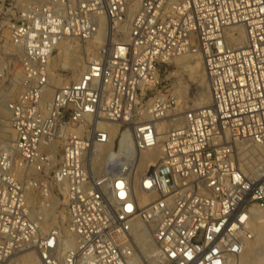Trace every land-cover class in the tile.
Masks as SVG:
<instances>
[{"label":"built area","instance_id":"obj_1","mask_svg":"<svg viewBox=\"0 0 264 264\" xmlns=\"http://www.w3.org/2000/svg\"><path fill=\"white\" fill-rule=\"evenodd\" d=\"M76 40L87 68L54 85ZM193 46L210 100L185 107L159 70ZM0 102V263L240 264L264 210V0H0Z\"/></svg>","mask_w":264,"mask_h":264},{"label":"rangeland","instance_id":"obj_2","mask_svg":"<svg viewBox=\"0 0 264 264\" xmlns=\"http://www.w3.org/2000/svg\"><path fill=\"white\" fill-rule=\"evenodd\" d=\"M80 43L82 44V52H78V59L75 62L76 67L60 63L58 61L59 51L51 58L52 67L56 70L55 72L59 73L53 80L54 85L58 84L62 78L70 77L74 73L79 74L77 66L81 64L88 54H90L89 51L92 49L91 42ZM61 68L65 70L62 71ZM159 75L162 80V86L175 91L178 98L182 101L183 106L198 107L209 102L208 80L202 60L195 46H193L187 54L177 56L170 62L162 65L159 70ZM13 85H15V82ZM13 85L10 87H13ZM200 98H202L203 103L198 104ZM3 131H6L5 133L9 135L7 132V115L4 111L2 102H0V143L2 142L4 144L7 141H5V139H7V134ZM141 171L144 172L145 170H140V168L137 167V173L141 174L139 173ZM262 211L264 212V210ZM253 219H255L252 224L255 236L250 241L248 249L241 256L240 260H242L240 264H264V215L256 216ZM258 248H260V253L262 254L259 255L262 258H258L254 254L255 250ZM11 264H39V262L36 260L35 254L32 251L23 250L12 256Z\"/></svg>","mask_w":264,"mask_h":264},{"label":"bare ground","instance_id":"obj_3","mask_svg":"<svg viewBox=\"0 0 264 264\" xmlns=\"http://www.w3.org/2000/svg\"><path fill=\"white\" fill-rule=\"evenodd\" d=\"M86 42H91L90 40H87ZM81 43L79 41H75L74 43H68V42H61L58 44V50L57 52L59 51V55H58V61L60 63H63L64 65H70L72 67H76L75 65V62L77 61L78 59V52H82L81 50ZM96 46V45H95ZM56 52V53H57ZM90 54L87 55V57L81 62V64H79L77 66V69H78V72L79 74L82 73L86 68H87V65H88V61L89 59L92 57V52L93 50L89 51ZM55 53V54H56ZM53 57V56H52ZM52 61H50V64H51ZM203 64V63H202ZM52 66V65H51ZM53 68V67H52ZM54 69V68H53ZM62 69V68H61ZM55 70V69H54ZM78 74V73H77ZM199 98V97H198ZM197 102V101H196ZM199 103H203L202 101V98L199 99ZM5 129V128H4ZM4 132V131H3ZM6 132V131H5ZM4 132V133H5ZM7 132L9 133V137H12V134L13 132L7 127ZM7 134V133H5ZM3 135V134H2ZM124 135V139H125V142H124V150L126 151H129V152H133V143L131 142V140H129L128 138V135H127V132H124L123 133ZM9 140V139H8ZM8 142V141H6ZM156 148L152 149L149 153H145V154H140L139 156V161H138V165L137 167L140 168V170H147L156 160V157H157V152L155 150ZM144 171V172H145ZM139 173H143L142 171L139 172ZM150 196H146V197H143L142 198V201L141 203L142 204H145L147 203L149 200H150ZM264 215V212L262 211V209H255L251 215L252 219L256 216H262ZM255 220V219H253ZM255 236V234H254ZM149 248L151 251L154 250V246L152 244L149 245ZM260 248L256 249L255 250V255L258 257V258H262L260 255L262 253H260ZM260 254V255H259ZM242 260V259H241ZM240 260V261H241ZM0 264H11V262H3V263H0Z\"/></svg>","mask_w":264,"mask_h":264}]
</instances>
